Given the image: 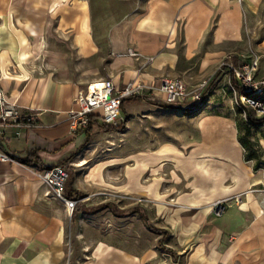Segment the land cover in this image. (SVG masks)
Returning a JSON list of instances; mask_svg holds the SVG:
<instances>
[{
    "label": "crops",
    "instance_id": "obj_1",
    "mask_svg": "<svg viewBox=\"0 0 264 264\" xmlns=\"http://www.w3.org/2000/svg\"><path fill=\"white\" fill-rule=\"evenodd\" d=\"M94 1L112 0H0V82L11 102L36 116L30 125L0 124L7 155L0 158V264H264V173L245 158L235 112L208 107L216 100L219 110L227 107L224 61L260 55L264 74V0H117L122 13L105 40ZM164 77L219 84L190 118L139 99L142 112L179 115L187 126L136 155L93 159L98 141L86 143V129L70 117L79 91L98 79L136 81L145 85L141 94L164 99L153 87ZM32 150L41 166L10 157ZM56 164L69 171L65 193L78 200L75 217L39 175ZM226 198L227 209L215 215L213 203ZM104 210L124 229L92 234L87 222ZM131 214L141 233L128 234L123 218Z\"/></svg>",
    "mask_w": 264,
    "mask_h": 264
},
{
    "label": "built area",
    "instance_id": "obj_2",
    "mask_svg": "<svg viewBox=\"0 0 264 264\" xmlns=\"http://www.w3.org/2000/svg\"><path fill=\"white\" fill-rule=\"evenodd\" d=\"M242 2L243 0H238ZM128 54L135 56L139 54L138 49L129 47ZM231 57V56H230ZM260 55H254L249 58L242 57L237 62L224 61L229 73V84L231 85L237 106L242 109L246 120H249L247 108L255 110L257 117L264 116V74L260 75ZM232 75L244 87V92L238 93L232 83ZM209 79L201 81L196 87H190L188 83L177 77H164L160 83H155L163 95L165 101L177 103L185 100H191L195 103H201L206 93ZM145 85L136 81H129L122 86H117L112 79L93 80L87 86L80 90L75 101L77 108L70 110V117L75 128H85L91 115L106 124L118 125L124 120L123 102L127 97L139 94L143 91ZM259 95V97H254ZM21 122L27 125L36 123V116L26 113L20 109V106L9 100L6 90L0 82V124ZM264 125V120L261 123ZM6 154L0 151V158H6ZM40 176L43 183L47 184V193H53L56 198L62 200L68 211L73 213L78 200L66 195V182L69 178V171L65 165L56 164L50 168L41 171ZM264 192V187L259 188ZM243 193H237L233 198L235 201L242 200ZM229 199H220L213 203L212 212L219 216L227 209ZM264 213V194L261 199V209Z\"/></svg>",
    "mask_w": 264,
    "mask_h": 264
},
{
    "label": "rangeland",
    "instance_id": "obj_3",
    "mask_svg": "<svg viewBox=\"0 0 264 264\" xmlns=\"http://www.w3.org/2000/svg\"><path fill=\"white\" fill-rule=\"evenodd\" d=\"M123 4L124 3L122 1H117V0L105 1V2H99V1L92 2L94 9V16H95L96 33L100 39L105 40L106 30L109 24L113 20L118 18L122 13ZM259 74L260 75L263 74L261 68ZM218 84L219 83L215 81L211 83L209 80V84L206 90V96L202 99L199 108H196L197 105L195 104L194 101L191 100L177 102L178 104H182V105H188V104L193 105L192 110L191 109L184 110L182 108H179L181 110H184V112H186L185 114L186 118L193 117L195 113L205 108L206 103L210 101L207 100L208 97H211L210 94L213 92L215 87L218 86ZM197 85L190 87H196ZM220 87L223 89V93H226L225 99L227 101L226 102L227 107L224 105L223 106L224 109L219 110L220 105L217 104L219 100L216 101L214 100L215 101L214 103L216 105L213 106L212 104H210V106L208 107H211V110H213L216 113H218V111H226L228 109H231V111L235 112L236 124L238 122V124L240 125V136L250 140V146L246 150V153H250L251 158L249 160L253 162L254 167L258 172L264 173V125L261 124L259 126H249L244 116V112L236 104L235 93L231 85L229 84V76L226 77L225 81L221 82L219 88ZM155 96L157 97L156 98L157 100L165 101V99H163L161 96H158L157 94H155ZM254 97H259V95H254ZM132 101L133 103L129 104L130 113L128 112L123 113L125 114L124 120L122 121L124 122V125L121 128L108 127L107 125H98L96 127L94 134L93 135L91 134V136L98 141L95 149L90 152L91 156H93V159L94 157L100 158V156H102L103 154L104 155L128 154L130 156L136 155L138 150L141 149L149 150L150 148H152L154 140L160 138H166L167 136H174L175 134L176 136H180L181 129L187 126L181 124L186 120L181 119V117L178 115L182 113L180 110H175L176 113H178L176 114L178 116H175V118H171L166 115L161 116L158 114V112L157 113L155 112V114H148L140 110L141 107H139V105L141 102H139V99ZM169 115H173V114L169 112ZM145 116L150 118L148 119ZM161 117L166 118L167 121L165 122L169 123V125H153V122L159 120ZM143 123L145 125H141ZM170 130H173L174 133L170 132ZM247 132L248 134H246ZM67 167L68 168L73 167L76 169L80 168L74 165L73 166L70 165ZM43 184L47 186V184L45 183ZM262 187H264L263 183H262ZM48 195L56 198L53 195V193H48ZM68 213L73 214L70 213V211H68ZM97 214H98L97 215L98 218L87 222V225L94 228V230H92V234L94 233L98 234L99 232H103L108 229H113V230L124 229L120 226V223H114V222L112 223L107 220L106 217L107 211L105 210L100 211ZM137 218L138 216H136V214H131L126 218H123L124 221L123 224H125L126 222V226L128 229L127 232H129L128 234L130 233L138 234L142 232L141 229L142 227L139 224L140 220ZM143 232L147 233L148 232L147 228H144Z\"/></svg>",
    "mask_w": 264,
    "mask_h": 264
},
{
    "label": "trees",
    "instance_id": "obj_4",
    "mask_svg": "<svg viewBox=\"0 0 264 264\" xmlns=\"http://www.w3.org/2000/svg\"><path fill=\"white\" fill-rule=\"evenodd\" d=\"M232 83L236 87L238 93L244 92V87L241 85L240 81H238L234 78L233 75H232ZM205 96H206V93L204 94L203 98ZM142 98L148 100L149 102L159 104L161 106H165L168 108H182L184 110H190V109L192 110V106H193L190 104L182 105V104H178V103H169L167 101L157 100L154 97H151L148 95H143V94L139 93V94L131 95V96L127 97L126 99H124L122 109H123L126 101L138 100V99H142ZM195 104L197 105L196 108H199L201 103H195ZM247 114H248L249 120H246V121L249 124V126H259V125H261L262 121L264 120V116L263 117H257L255 110L251 107L247 108ZM95 124L107 125L108 127H113V128H121L124 125V122H121L118 125L99 123V119L96 118L94 115H91L89 122L85 127V129H86V143L89 141V139L91 137V134H92V131L94 129ZM237 127H238V132H239V140L245 149V158L247 160H249L251 158L250 153H246V150L250 146V140L246 139L245 137L243 138L240 136V125L238 124V122H237ZM246 134H248V132ZM73 156H74V154L70 155L67 160H70ZM10 157L16 158V159L20 160L21 162H24L27 164L40 165V166L42 165L40 157L38 156V153L36 151H33V150L28 151L26 153L21 152V153L14 154V155L12 154ZM69 196H71V195H69ZM141 214L146 218V220H148L147 216L143 212H141ZM75 216H76V209H74V212H73V217H75ZM150 227L156 231L162 230L161 228L154 227L153 225H150Z\"/></svg>",
    "mask_w": 264,
    "mask_h": 264
}]
</instances>
